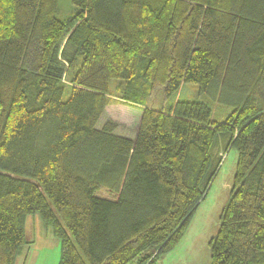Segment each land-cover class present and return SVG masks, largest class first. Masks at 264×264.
Wrapping results in <instances>:
<instances>
[{"label":"trees","instance_id":"1","mask_svg":"<svg viewBox=\"0 0 264 264\" xmlns=\"http://www.w3.org/2000/svg\"><path fill=\"white\" fill-rule=\"evenodd\" d=\"M59 1L0 0V264L36 214L58 264H158L149 251L180 244L233 147L210 264H264V0H71L61 21ZM113 83L167 100L133 139L97 128ZM186 84L232 111L175 101Z\"/></svg>","mask_w":264,"mask_h":264},{"label":"rangeland","instance_id":"2","mask_svg":"<svg viewBox=\"0 0 264 264\" xmlns=\"http://www.w3.org/2000/svg\"><path fill=\"white\" fill-rule=\"evenodd\" d=\"M70 1H59V8L56 13L58 20H65L74 12V6ZM74 72L75 70L69 72L63 81L68 84ZM120 85V83L119 85L113 83L112 90L114 93L108 96L110 102L100 117L97 128L112 121L118 124L117 134L133 139L140 123L142 110L145 107L160 110L165 107L167 100L161 91L154 90L148 99L147 106L136 105L122 99V92L116 89ZM177 99L206 103L212 111L211 119L218 122L224 120L225 116L232 111V107L215 103L210 98L200 95L197 87L192 84L181 86L175 101ZM223 152L220 154L222 166L217 173L218 175L205 198L196 207L180 244L171 252L161 254L160 257H155L157 251L150 250L147 257L157 260L158 264H210L209 243L218 232L221 213L230 198L229 194L233 186L232 182L237 164V151L234 147ZM24 227L27 245L19 249L16 264H58L60 261V243L53 236L51 228H46L43 225L41 216L38 214L28 215Z\"/></svg>","mask_w":264,"mask_h":264}]
</instances>
